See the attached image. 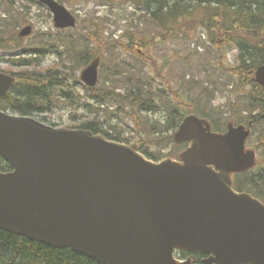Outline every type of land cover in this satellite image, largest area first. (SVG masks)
Wrapping results in <instances>:
<instances>
[{
    "label": "water",
    "instance_id": "obj_1",
    "mask_svg": "<svg viewBox=\"0 0 264 264\" xmlns=\"http://www.w3.org/2000/svg\"><path fill=\"white\" fill-rule=\"evenodd\" d=\"M39 2L56 28L76 27L64 5ZM99 64L83 69L86 85L98 83ZM256 80L264 86V65ZM15 83L0 72V96ZM249 134H215L191 115L176 136L190 142L182 160L154 161L137 144L0 110V156L13 168L0 172V228L100 264H199L175 250L210 255L204 264H264V203L236 191L229 174L254 163Z\"/></svg>",
    "mask_w": 264,
    "mask_h": 264
},
{
    "label": "trees",
    "instance_id": "obj_2",
    "mask_svg": "<svg viewBox=\"0 0 264 264\" xmlns=\"http://www.w3.org/2000/svg\"><path fill=\"white\" fill-rule=\"evenodd\" d=\"M5 1H8L6 9L0 14V49L12 55L13 58L8 61L12 62L17 70L5 72L16 76L17 83L6 95L0 97V109L24 116H42L43 113L53 110L54 103L74 93L71 83L77 81V73L95 57L102 55V49L110 46L111 42L107 41L108 36H105V30L101 25L105 23V18L94 15L98 23L89 16V23L79 36L63 31H57V36H53L51 33L39 31L37 38L34 36V39L22 45L24 39L18 37V30L31 22L30 7L17 0ZM31 1L40 9H46L37 0ZM58 1L65 3L67 0ZM130 1L135 3L137 10L135 12L140 13V19L136 26L137 30L128 39V43L123 44V48L127 51L125 53L129 52L128 54L132 53L134 56L138 54L136 46L146 47L143 43L147 42L140 35L148 30V25H153L158 30V35L171 41L183 35L181 31L183 22L196 21L201 14L202 17L206 16L204 19L209 24L203 23L204 21L202 23L208 28V32H212V42L218 48L215 51V60H220L221 52L226 54L233 50L238 51L234 60L235 65L229 62L232 66L224 64L221 67L229 76L236 78L234 90L243 96L242 107L234 102L227 104L226 108H223V104L215 106L213 100L210 97L208 99L209 88L206 85L195 92L191 101H187L182 97L187 93L180 89L181 83L175 88L169 79L164 78L165 86L155 87L154 78L146 79V64H134L122 58L114 67L109 82H105L101 89L88 88L93 94L85 93V97L83 96L86 100L84 105L94 108L95 114L71 128L91 130L94 133H102L109 139L132 143L135 142L132 140L135 136L131 134L130 137L125 136L127 128L118 122H112L117 114H125L136 121L137 128L133 130L134 133H139L140 137L157 134L161 141L164 137L162 143L172 148L168 154L152 152L144 142L136 140L143 153L149 158L160 160L166 156L178 155L187 146L175 144L170 132L175 133L183 119L190 113L210 120L213 131L218 133L226 132L231 121L242 124L253 119V132L247 143L250 147L257 148L253 139L264 123L260 117L264 112V88L254 81L253 75L255 70L264 64V0ZM140 26L143 28L138 30ZM79 28L80 25L77 30ZM217 30L223 33L222 38L230 51L223 48L217 37L219 35ZM47 53L57 55L58 59L53 66H43ZM146 58L154 63L153 67L156 70V60L149 56ZM199 81L200 79L193 76L188 83L191 88L199 89L200 86L195 85L197 83L201 85ZM92 99L95 104L88 102ZM160 109L166 112L164 123L158 120L150 122L143 114L149 111L157 112ZM258 110H262L261 113L254 114ZM101 114L106 117L102 118ZM143 116L151 127L147 131L141 127ZM40 120L47 122L44 116ZM263 140L264 133L258 142L264 143ZM10 170L11 165L0 158V171ZM233 182L236 189L248 191L264 201V157L259 159L254 168L236 174ZM192 255L197 262H202V255L182 253L183 257ZM0 264L100 263L72 249H57L0 228Z\"/></svg>",
    "mask_w": 264,
    "mask_h": 264
},
{
    "label": "rangeland",
    "instance_id": "obj_3",
    "mask_svg": "<svg viewBox=\"0 0 264 264\" xmlns=\"http://www.w3.org/2000/svg\"><path fill=\"white\" fill-rule=\"evenodd\" d=\"M17 1L30 7L31 22L27 25L33 26L32 35L25 38L24 41L21 42L22 45L27 44L30 39H34V36L37 38L39 31L57 36V29L54 26L53 16L50 11L47 9H40L31 0ZM7 3L8 1L0 0V14L6 9ZM64 5L72 13L78 16V24L80 25L79 30H69L67 31L68 34L79 36V33L86 29L87 24L89 23V16H92L93 20L98 23L99 21L95 16L105 18V23H101V25L105 30V36H108L107 41H110L111 44L108 48L102 49V64L100 71V84L97 87L98 89H101L102 86L105 85V82H109L110 76L115 70L114 67L120 60H122V58L131 61L134 64H146V68H149V65L152 69L154 63L150 59L134 58V56L132 57L131 54H128L129 52L125 53L127 51L123 48V44L128 43V39L134 34V31L137 30L136 26L139 24L140 13L135 12L137 10L134 2H131L130 0H114V2H108V0H84L81 2L79 0H67ZM205 17L206 16L202 17L201 14L196 21L183 22L181 25L183 35L181 34L178 38L171 41H168L167 37H161L158 35V30H156L153 25H148V30L140 35L142 39L144 38L147 42L143 43L146 44V48H144V50L140 48L141 52L139 53L141 55H145L144 53H146L150 58L157 62L156 70H150L152 72L151 75H155L154 78H156V81L154 82L155 87L162 88L165 86V79H169L175 88L181 83L180 89L187 93L182 96L183 99L191 101V99L194 98L195 92H198L201 87L206 85L209 88L208 99L210 97L215 106L223 104V108H226L227 104L234 102L242 107L241 103L244 101L243 96H241L240 93H236L234 90L236 87V78L229 76L225 69L221 67L224 64L225 66H232L229 62L235 65L234 60L236 59L237 51L233 50L224 54V52H221L219 49L221 52L220 60H215V51L218 48L212 42V32H207L206 29L208 28L203 24H209L204 19ZM142 28L143 26H140L138 30H141ZM209 28H211V26ZM217 33L219 35L216 36L220 41L223 33H220L218 30ZM149 40L152 41L149 43ZM224 41L225 40L220 41L223 48L230 51L231 49ZM10 58H13L12 55L0 49V71L17 70V68L12 65V62L8 61ZM57 59V55L47 53L43 66H53ZM83 69L77 73L76 78L78 82L72 81L71 83L74 93L68 96V98L61 99L54 103L52 111L42 114V116L47 118L46 123L49 125L68 128L86 121L95 114L94 108L86 107L84 105L86 102V100H84L85 93L91 95L93 92L86 89L79 79ZM145 75L147 80L151 78L150 72ZM164 75L166 77H164ZM193 76L200 79L199 82L201 83V86L199 89L197 87L194 89L191 88L190 83H188ZM195 85L198 86V83ZM186 87L188 91L186 90ZM88 102H90V104H95L93 99ZM261 111L262 110H258L254 113L260 114ZM143 114L148 117L150 122L158 120L159 122L164 123L166 119V112L161 109L157 112H143ZM244 115L246 116V114ZM42 116L36 115V118L41 119ZM101 116L102 118L106 117L103 114H101ZM112 122H118L119 124L126 126L128 130L130 129L133 132L131 135H134L136 138H132V140H141V142H144V145L149 147L152 152L157 154H168L172 151L171 147L165 146V144L162 143L164 137L161 141L159 140L158 135L140 137L139 133H134L133 129L137 128L136 121L125 114H117L113 117ZM141 127L145 131L151 128L144 116L141 118ZM257 132L258 133L253 141L257 146V148H255L258 150V154H260L259 158H262L264 157V143L261 141L258 142V140L264 133V123Z\"/></svg>",
    "mask_w": 264,
    "mask_h": 264
}]
</instances>
